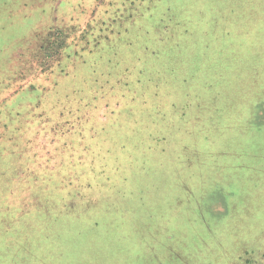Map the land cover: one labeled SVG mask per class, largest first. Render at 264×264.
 <instances>
[{"label":"rangeland","instance_id":"rangeland-1","mask_svg":"<svg viewBox=\"0 0 264 264\" xmlns=\"http://www.w3.org/2000/svg\"><path fill=\"white\" fill-rule=\"evenodd\" d=\"M0 264H264V0H0Z\"/></svg>","mask_w":264,"mask_h":264}]
</instances>
